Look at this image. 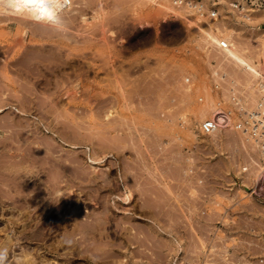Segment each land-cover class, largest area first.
<instances>
[{"label": "rangeland", "instance_id": "rangeland-1", "mask_svg": "<svg viewBox=\"0 0 264 264\" xmlns=\"http://www.w3.org/2000/svg\"><path fill=\"white\" fill-rule=\"evenodd\" d=\"M71 1L74 4L71 2L73 6L71 5L72 8H69V14L71 16L73 9H75L74 11L78 10L77 14L73 15V18L71 16L72 19H70V16L66 11L69 12L67 6H71L67 5V10L63 12V14L67 15L64 16L62 14V17L64 24L67 23L69 28H73H70L72 31L70 30V32H68L69 29L66 26L67 33L64 29L65 25L62 27L65 30V32H63L64 30L61 28L56 30L53 27L51 28V26H48L49 28L46 26V29L44 25L40 24L42 29L44 26V28L48 30L45 32L44 29L42 30L45 34H48L49 31H51L50 29L61 31L58 32V36L56 35L57 32L53 31L55 32L53 35L51 34L53 37H50V34L47 35L48 37L43 36V33L41 34L42 31H40V25L38 24L39 31L36 26L37 29L35 30L34 23L32 27V22H27L29 20L21 19L22 22L26 21L23 25L21 21H17V19L14 18L15 16H9L7 13V18L9 17L12 20H9V18L4 19V17H6L5 12L2 14L4 6H0V8H3H1L2 11H0V14L4 15V17L0 15L3 17V19L0 18V82H2L0 83V88L2 86L0 90L3 89L5 91H0V122L2 121L0 126L4 127V129H1L3 127H0V137L5 138H0V162H2L0 163V180L2 181H0V264H264V202L263 199L257 197L255 193L256 189L252 187L254 185L253 180L256 177L255 173L258 171L256 169H258L257 162L259 157L256 147L250 140H245L247 137L245 138L239 130L233 128V123H231V121H234V117L232 115L231 118L228 119V121L231 120L230 123L227 121V123H229L228 126L222 128V130L219 129L217 132H212L213 134L211 133L209 135H204L199 130L200 121L207 117H211V114H213V110L216 107L222 110L230 108L229 105L226 104L227 102L224 101L220 106L217 105L216 97L218 94L213 90H211L213 91L212 93L210 92L209 84L212 80L210 72L212 70L220 69L225 71L228 78L233 79L236 84H243L242 86H239L240 90L249 94L251 97H253L251 91L255 88L253 86L254 79H252V77H250V75H248L243 69H240L233 62L224 58L222 51L217 50L212 45L208 46L207 41L204 40L203 37L198 36L196 31L190 30L182 25V23L172 15H169L168 17L164 16L162 9H159L162 11L159 13L158 7L152 4L149 5L148 2H142V0H93V3H91V0L89 2L90 4L88 3L90 6L87 4L86 6L85 3L86 1L88 2V0H82L85 1L82 4L79 3L81 0ZM251 2L255 8L250 10H253L254 12L245 11V13L242 14L243 17L249 16L251 20H247L246 23L239 22L235 24V19L225 20L222 18L217 20L218 24L216 25L221 26L223 20L228 23H233L237 32L229 37V40L232 43L243 47L247 50L246 52L249 55L263 63L261 59L264 55L261 53V46L262 39L264 38V0H251ZM81 5L85 7V10ZM167 5L169 6V3H167ZM66 7H64V9H66ZM79 7L80 10L77 9ZM153 10H156L157 12H153ZM80 11L83 12L81 13ZM143 16L145 21L142 24L138 19L140 17L143 18ZM64 17L69 18L66 19L70 22H66ZM145 22H147V24ZM25 24L30 28L28 29ZM31 28L34 31L31 30ZM22 30L23 32L21 33ZM31 31H33V33L35 31L38 32L33 34ZM76 31L79 32L76 33ZM69 34L72 36H69ZM200 38L203 39L200 41ZM69 39L70 41H68ZM86 39L88 40L87 42ZM195 42L197 45H202L197 46ZM48 43H54V45L58 46L60 44V47L62 46L61 48H64L65 50H60L61 48H57L58 46H54L56 49L52 48L53 45H49ZM30 45L35 46L30 47ZM27 46L28 48H25ZM46 47L49 48L47 49L49 51L48 54L45 53L47 52V50H45ZM69 50L71 52H66ZM53 51L54 53L52 54ZM61 51L62 55L60 54ZM8 53H10V55ZM49 53L53 57L56 54L60 56L57 55L54 58L59 59L58 61L61 60V68H59V64L58 66L56 65L58 62L56 59L53 61V57L51 58L53 59L52 61L56 62L53 63V65L51 64V66H49L50 64H48L52 63L51 59H47V61L45 60V62H43L44 58L47 57ZM67 53L70 54L67 55ZM103 55L104 58H102ZM92 57H94V59ZM24 58H27L29 61ZM38 60H40V63ZM89 60H93V62ZM62 61L66 64L68 62L69 65H66L65 63L63 64ZM9 62H13L14 64L12 63L13 65H11ZM33 63H35V65ZM43 63H45V65L47 64V67ZM24 64L27 68L24 67ZM34 66H38L39 68L37 67L35 69ZM38 69L43 70V72L39 73ZM2 70L3 72H1ZM17 70L19 71L20 76L17 74ZM28 70L31 72L29 73ZM115 70L116 72H114ZM32 71L33 73L35 72V76L39 73L38 79L39 81L41 79L40 83L37 80L38 76L35 77ZM110 71L113 75L119 73L116 78H118L120 82L116 79L117 83L115 84V76L113 77ZM23 72L28 73L25 74ZM44 72L47 74L46 78H50L51 80L50 86H47L49 92H54H50L51 95L47 93L48 90L45 92V89L47 88H43L45 87L43 84V80L45 79L43 78L45 77ZM1 74L4 75V78ZM16 74L18 75V78ZM28 74H30L29 77ZM40 74L43 75L42 78L40 77ZM23 75H27V77L24 79ZM32 75L34 78L31 77ZM53 76L54 78H52ZM75 76L77 78H75ZM20 78L22 81L24 79V81L22 82ZM29 78L31 80H29ZM64 79L71 85H68ZM68 79L70 80L68 81ZM34 80H37L38 82H33ZM54 82L58 85L63 83L65 86L61 84V86L59 85L60 88L56 87ZM21 83H25L24 86H29H21V88H24L21 90L20 87L18 88ZM51 84H54L55 86ZM113 85L114 88L112 87ZM32 86L35 88L32 89ZM36 87H38L41 92ZM25 88L27 92L28 89H30L29 93L31 92L32 95L26 91L24 92ZM69 88L71 89L70 93L73 92V95L66 94V92L69 91ZM120 88L122 90H120ZM73 89L75 90V93ZM11 92L18 93L19 96L21 95L20 98L15 99L16 95L14 94V98L11 97ZM22 92L24 95L20 94ZM5 93H8L10 96ZM36 93L40 95L34 96ZM101 93H103V95ZM227 93L228 91L223 90L219 94V97L224 100ZM53 94L57 96V98ZM61 94L64 96L66 95V97H62ZM253 94L256 95V93ZM67 95H70V97ZM124 95L126 98L127 96L129 97L126 99ZM3 97L8 99H2ZM42 97L44 99H42ZM24 98L25 100H23ZM19 99H22V101L20 100L22 102H20V108L17 107ZM26 99L29 101L28 103H25L27 102ZM51 99L55 100L51 103ZM39 102H41V105H39ZM56 103L59 107L56 106ZM52 104L53 106H51ZM16 108H18L20 112L25 111L23 113L26 114L27 117L25 118L21 115L18 116L19 112ZM53 108L56 110L54 111ZM47 109H51L50 111H54V113H49ZM108 112L110 114H108ZM62 113L63 115L60 116ZM41 115L45 117L42 118ZM217 116L222 117L221 114H218ZM18 117H20V119L23 117L21 122H19L20 119ZM55 117H57L59 121L58 119L55 120ZM15 119L16 121H14ZM23 119L25 121H23ZM53 119L55 120V126L52 125L54 123ZM60 119L64 121L60 122ZM105 119L108 121L112 120V123L109 122L110 124H107L108 122ZM8 120L9 122L7 123L9 124L7 125L6 123V126H4V122ZM10 120H12L11 122H13V124L17 125H11ZM22 121L23 126L25 125V127L23 128L22 126L21 129V126H19L20 124L18 123H22ZM104 121H106V124H104ZM24 122L28 125L24 124ZM32 122L35 123L33 124ZM126 122L128 125H126ZM63 123L65 125L69 124L64 126ZM80 123L84 126H79L81 125ZM121 123L124 124L121 125ZM70 125L71 128H77H73V130L77 131V134H75L76 131L74 132L73 130L70 131L68 129L67 126L70 128ZM13 126L14 128L17 126L15 132H18V127L21 131L26 129L25 132H23L25 135H22L21 132L22 137L26 135V137H28L29 135V137H33L34 139L38 134L37 139H34L35 141H44L43 144H45V141L47 140H49L48 142H53V144H46L48 147L50 144L51 146L53 145V150L60 149L58 152L52 150L50 156H57L56 154H59L60 152L59 155L62 154L63 156L66 153L67 159L65 158V163L68 161L69 156H74V152L72 151L74 150L76 152L75 156L79 157L80 155V158L78 159L83 165L82 168L85 169L84 166H86L88 171H91L92 169V172L90 173L89 171L85 174L87 175V178L84 177L83 179V176L85 175H83L82 172L85 173V170L82 172L80 171L81 174L79 173V170L81 169L80 167L78 168L74 166L72 169L69 168L71 170L68 169L65 173L67 176L63 177L62 182L59 183L62 184L60 185V192L58 193L57 191H54L52 194H42L40 195V198L42 197L41 201L40 198L34 196L38 191V188L36 187V183L38 182H30L31 179L28 180V177L24 182H4L5 179H8L6 178L7 174H12V172L20 173L27 170L26 168L23 169L21 166L14 165L19 167L17 170V168L12 166L14 163L16 164V159L14 158L20 156L18 155V153L22 151L20 148L23 149L25 147L22 145V142L24 141L22 139L25 137L21 138L18 134L20 132H14V134L19 136L16 137L15 135L13 137L20 140L18 142L16 140V142L24 147L19 144L17 146L16 142V144H13L12 141H9L10 137L12 139V135H14ZM5 127H7L6 129L9 131L8 134ZM32 127H34V130L37 128L35 131H38V128H41V130L39 129L38 133L33 131ZM46 127L53 128L54 130L55 127H57V131H55L57 134L59 133V136L53 137L51 133L44 132L42 129H46ZM65 127L67 128V132L70 131L69 133H66L64 130ZM87 128H91L89 129L91 132H89ZM95 129L97 130L96 132L94 131ZM32 131L35 132V137L32 134ZM92 132L95 133L93 134ZM113 132H115V134ZM79 133H81V136ZM90 133L95 135L93 136L94 138L90 136ZM99 133L101 134L100 136ZM6 134L8 136L11 135L9 139ZM41 134L42 136H45L46 134V136L41 138L39 137ZM74 134L78 136L76 138L75 136H71ZM86 134L87 136H85ZM48 135L50 136V139L54 140L52 141L48 139L49 137L46 138ZM83 135L84 137L82 138ZM138 136L139 138H137ZM140 138L142 140H139ZM3 139L5 142L9 141V143L13 144L6 142L10 145L11 149L4 141H2ZM99 139L101 141L104 139L103 141L105 142H101ZM111 140L114 145L110 143ZM169 140L170 142H168ZM64 141H67L68 144ZM54 142L58 145L60 144L61 147L58 148L56 145L55 148ZM106 142L109 144H106ZM36 143L37 142L33 141L32 145H34V148H32V151L33 149L37 150V148L35 149V146L37 145ZM147 143H150V145ZM105 144L108 145L109 148ZM110 144L115 148H119L115 149ZM101 145L105 146L102 147ZM153 145L154 147H152ZM158 145L160 146L158 147ZM91 147L94 149L93 152H91ZM168 147L170 150H168ZM16 148L17 150H15ZM2 149L5 150V153ZM86 149H89V151ZM1 150L3 151L2 153ZM6 151L8 153L10 152L12 155H10V153L8 154ZM162 151H164V153ZM91 153L93 155L96 154V156H93ZM113 153L116 154V156ZM6 154H8L12 160L10 157L7 158ZM87 154H90L93 158L97 159L103 157L105 161L100 160L97 163H90L86 161ZM139 154H141V156ZM12 156L14 157L12 158ZM40 158L41 157H39V159ZM2 159L4 161H2ZM5 159H10L9 161L11 164L8 160L7 162L13 167L12 169L9 168L10 165L7 166L12 170L10 171L9 169H6L5 172L10 171L9 173H5L4 170H1V165L5 166L8 164ZM143 159L145 162H148L145 163ZM106 160L108 161L106 162ZM120 160L124 163H120ZM12 161L14 162L13 164ZM110 164L112 165L110 166ZM43 166L48 168V165L46 166V164ZM76 168L77 170H75ZM110 168L113 171L115 170V172ZM49 169L51 168L49 167L44 170L45 172L48 171L49 174H47L48 172H46V174L43 173V176L46 179L53 175V170L51 169L52 172H50L51 170ZM101 171L104 173H101L103 176L100 174ZM73 172L75 174H73ZM70 173L72 174L69 175ZM76 174L79 176L75 178V176H77ZM256 174H258V172ZM91 176H96L95 180L92 182L87 181ZM66 177H68L69 180ZM81 178L84 181L81 180ZM104 178L106 179V182L109 181V183L105 184L103 182L104 180H102ZM64 179H66L67 185L65 184ZM68 181L73 184H70ZM97 181H101V184ZM164 182L165 184L169 182V186L171 185L170 187L173 188L170 190L168 184L166 185V188ZM139 183H144L143 186L145 187L144 188L140 185V191H138ZM109 184L111 186H109ZM134 184L137 185V189H135L136 185ZM18 185L20 187L22 185L20 190ZM33 186L36 187V189H34L36 192H34ZM142 190L147 193L148 197L143 194ZM248 192L249 194H247ZM101 195H105L103 196L104 198ZM152 195L156 197L158 196L159 198L155 197L154 199L153 197L151 199ZM32 196L34 199H31L33 198ZM10 197L12 198L10 199ZM122 197L125 198L123 199ZM148 198H150V200ZM25 199L28 202L25 201ZM141 203H143L146 208ZM140 204L142 206H140ZM104 206L106 207L105 209ZM139 206L141 208H139ZM72 212L74 215L76 214V216H74ZM106 212L108 214H106ZM89 213L91 215L92 213L95 214L89 216ZM94 216H96V218ZM97 217L100 218L98 219ZM93 218L94 220H92ZM86 221L89 223L84 224ZM99 223L101 226L98 225ZM103 223H105V225ZM83 224L85 226H91L85 228ZM101 227L106 229H102L101 231ZM71 231L74 233H71ZM81 232H84V235H82ZM89 232L91 235H89ZM100 232L104 233L101 234ZM87 233L88 235H85ZM131 233L134 234L132 235ZM92 234L94 236L90 237ZM99 235L108 236L99 237V240L95 241L94 239H98ZM87 236H89V240H87ZM127 237L129 238L127 239ZM81 238L82 240H80ZM105 238H107V241H109L110 244L107 243ZM100 239L103 244L100 242ZM86 240L89 242L86 243ZM104 240L106 241L105 243ZM111 241L113 245L111 244ZM90 247L91 250H88ZM103 250L105 252H103ZM107 252H111V254L109 255L108 253V255H106ZM96 255L99 258H97Z\"/></svg>", "mask_w": 264, "mask_h": 264}, {"label": "bare ground", "instance_id": "bare-ground-1", "mask_svg": "<svg viewBox=\"0 0 264 264\" xmlns=\"http://www.w3.org/2000/svg\"><path fill=\"white\" fill-rule=\"evenodd\" d=\"M91 0H88V2L86 1V3H85V5L87 4V5H89ZM95 1V0H94ZM101 1V0H100ZM143 1H145V2H148V4L150 5V4H152V5H155V6H157L158 7V10L159 9H162V11H163V13H164V16H166V17H168L169 15H171V14H173V12H174V10H176L175 8H174V6H173V8H172V5H170L169 4V6L167 5V3L165 2V0H142V2ZM71 0H68V5H72L73 6V4H71ZM85 1H82L81 0V2H79V3H84ZM98 2V1H97ZM139 2H141V1H139ZM79 3H78V5H79ZM89 3V4H88ZM91 3H93V0L91 1ZM95 3V2H94ZM166 3V4H165ZM144 4H146V3H144ZM86 5V6H87ZM103 5V4H102ZM101 5V6H102ZM142 5V4H141ZM0 6H4V11H2L1 10V8H0V11H2V14H4V12H5V16L6 17H4V15H2V14H0L1 16H3L4 17V19L5 18H7V14H9V16L10 15H13V16H15L14 18L15 19H17V21H21L22 22V20L21 19H25V20H29V21H27V22H29L30 23V21L32 22V27H33V23H34V27L36 26V27H38L40 24H42V25H44L45 26V28L47 29V27L48 26H51V28L53 27V28H55L56 30L57 29H63L62 27L64 26V29L66 30L67 28H65L66 26L68 27V29H69V31L68 32H70V30L71 29H73L72 27H70L69 28V26L67 25V23L66 22H68L69 20H67V19H69V18H67V17H64V19H66V24H64V22H63V17H62V14H63V12L65 11V10H67V7H68V10H69V12L68 11H66V13H68V15L70 16V9L72 8V6L71 7H69V6H67V5H64V0H44V2H43V4H39V3H37V4H25L24 3V0H0ZM67 6V7H66ZM82 6V8L84 9L85 7H83V5H81ZM80 6V7H81ZM90 6V5H89ZM64 7H66V9H64ZM78 7V6H77ZM80 7L79 8H77V9H79L80 10ZM100 7V6H99ZM169 7V8H168ZM171 7V8H170ZM70 8V9H69ZM76 8V7H75ZM97 8V7H96ZM3 9V8H2ZM43 9V10H42ZM87 9V8H86ZM94 9V8H93ZM103 9V8H102ZM75 9H73V13L71 12V16H72V18H73V15H75V14H77V11L78 10H76V11H74ZM82 10V9H81ZM85 10V9H84ZM72 11V10H71ZM156 11V10H155ZM154 10H153V12H155ZM161 10H159L158 12L160 13V12H162ZM245 11H247V10H245ZM81 12V11H80ZM79 12V13H80ZM83 12V11H82ZM81 12V13H82ZM97 12H98V10H97ZM157 12V11H156ZM7 13V14H6ZM95 14V13H94ZM49 15L51 16V18H49ZM64 16L65 15H67V14H63ZM148 15V14H147ZM0 16V18H2L3 19V17H1ZM68 16V17H69ZM71 16H70V19H72L71 18ZM153 17V16H152ZM154 17H155V15H154ZM9 18V17H8ZM7 18V19H8ZM13 18V17H12ZM75 18V17H74ZM78 18V17H77ZM11 18H9V20H10ZM145 18H144V16H143V18L142 17H140L138 20H139V22L140 23H144V20ZM12 20V19H11ZM237 20V19H236ZM3 21V20H2ZM16 21V20H15ZM65 21V20H64ZM75 21V20H74ZM0 22H1V19H0ZM70 22V21H69ZM71 22H72V20H71ZM147 22H149V21H147ZM147 22H145L146 24H147ZM223 23H221L222 25L221 26H219V25H215L217 28H218V31L219 32H212V31H207V30H204V28H201L200 27V32H202V33H198V36H201V37H203L204 38V40H206L207 41V43H208V46L209 45H212V46H214V44L215 43H219L220 41H221V39H220V37L221 38H223V39H227V40H229V37H231V36H233V34H236V32H237V29L235 28V25L233 24V23H228L227 21H225V20H223L222 21ZM23 23H26V21L25 22H22V24ZM28 23V24H29ZM237 23H239V21L237 20V21H235V24H237ZM36 24V25H35ZM39 24V25H38ZM69 24H72V23H69ZM149 24V23H148ZM24 25V24H23ZM25 26H27L28 27V29L30 28L28 25H26L25 24ZM44 26H43V29H44V32L45 31H48V30H46L45 28H44ZM47 26V27H46ZM34 28L35 30L37 29V28ZM42 26L40 25V28H41ZM49 28V27H48ZM42 28H41V30L40 31H42L43 30ZM63 29V30H64ZM31 30H33L32 28H31ZM51 31H49V33L48 34H45L43 31L41 32V34L43 35V36H46V37H48L47 35H49L50 37H53V36H51V34L53 35L55 32H53V31H56V30H52V29H50ZM62 30V31H63ZM65 30L63 31V32H65ZM76 30V29H75ZM75 30H73V31H75ZM79 30V29H78ZM34 31V30H33ZM33 31H31V33H33ZM38 31H39V27H38ZM37 31V32H38ZM72 31V30H71ZM104 31V30H103ZM23 32V30L21 31V33ZM36 31L33 33V34H36L37 33ZM50 32H52V33H50ZM57 33H56V35L58 36V32H61V31H56ZM66 32H67V30H66ZM67 32V33H68ZM77 32H79V31H76V33ZM72 33V32H71ZM45 34V35H44ZM60 34V33H59ZM78 34H82V33H78ZM41 35V36H42ZM63 35H65V34H63ZM71 34H69V36H70ZM31 36V35H30ZM62 36V35H61ZM72 36V35H71ZM79 36V35H78ZM45 37V38H46ZM49 37V38H50ZM63 37V36H62ZM48 38V39H49ZM68 38V37H67ZM66 38V39H67ZM75 38H77V37H75ZM196 38V37H195ZM202 38V39H203ZM72 39V38H71ZM80 39V38H79ZM88 39V38H87ZM86 39V42L88 41ZM201 38H200V41L202 40ZM57 40H58V38H57ZM78 40V39H77ZM195 40H197V39H195ZM203 40V41H204ZM68 41H70V39L68 40ZM74 41V40H73ZM230 41V40H229ZM80 42V41H79ZM196 42H198V41H196ZM195 42V44L197 45V43ZM231 42V41H230ZM16 43V42H15ZM44 43V42H43ZM69 43V42H68ZM200 43H202V42H200ZM40 44V43H39ZM45 44V43H44ZM49 44V43H48ZM51 45H53L52 46V48H55L54 46H58V45H54V43H50ZM49 44V45H50ZM59 44V43H58ZM14 45V44H13ZM41 45V44H40ZM68 45V44H67ZM198 45H200V44H198ZM197 45V46H198ZM202 45V44H201ZM200 45V46H201ZM9 46V45H8ZM12 46V45H11ZM18 46V45H17ZM26 46V45H25ZM32 46H35V45H30V47H32ZM42 46V45H41ZM208 46H205V47H208ZM2 47V46H1ZM10 47V46H9ZM8 47V48H9ZM13 47V46H12ZM43 47H44V45H43ZM51 47V46H50ZM62 47V46H61ZM60 47V44H59V46L57 47V48H61ZM65 47V46H64ZM203 47V46H202ZM262 55H264V38L262 39ZM6 48V47H5ZM25 48H28V46L27 47H25ZM36 48H37V45H36ZM35 48V49H36ZM199 48V47H198ZM7 49V48H6ZM5 49V50H6ZM34 49V50H35ZM47 49H49V48H45V50H47ZM56 49V48H55ZM64 49V48H63ZM62 48L60 49V50H63ZM68 49V48H67ZM2 50V49H1ZM10 50H12V49H10ZM42 50V49H41ZM44 50V51H45ZM51 50V49H50ZM65 50V49H64ZM39 51V50H38ZM57 51H58V49H57ZM247 50H245L243 47H241V46H239V45H236V44H234V43H232L231 42V46L230 47H228V48H225L222 52H223V56H224V58H227L228 60H230L231 62H233L235 65H237L240 69H243L248 75H250V77H252V79H258V78H262V79H264V57H262V62L263 63H261V61H259V60H256L255 58H253L251 55H249L247 52H246ZM9 52V51H8ZM26 52H27V50H26ZM35 52V51H34ZM33 52V53H34ZM41 52V51H40ZM48 50H47V52H45V53H47L48 54ZM66 52H71L70 50L69 51H66ZM83 52V51H82ZM203 52V51H202ZM1 53H3V52H1ZM11 53V52H10ZM10 53H8L9 55H10ZM23 53V52H22ZM21 53V54H22ZM51 53V52H50ZM49 53V55L47 56V57H50L51 56V54ZM54 53V51L52 52V54ZM55 53H57V52H55ZM7 54V55H8ZM32 54V53H31ZM44 54V53H43ZM42 54V55H43ZM61 55H62V51H61V53H60ZM63 54H64V51H63ZM70 53H67V55H69ZM72 54V53H71ZM78 54V53H77ZM6 55V54H5ZM24 55H25V53H24ZM27 55V54H26ZM29 55V54H28ZM41 55V56H42ZM58 54H56L54 57H56ZM79 55H81V54H79ZM37 56V55H36ZM45 56V55H44ZM59 56V55H58ZM66 56V55H65ZM77 56V55H76ZM82 56V55H81ZM80 56V57H81ZM93 56H95V55H93ZM102 56V55H101ZM7 57V56H6ZM47 57H45L44 58V61H43V59H42V61L43 62H45V60L47 61V59H51L53 56H51L50 58H47ZM53 57V58H54ZM60 57V56H59ZM5 58V57H4ZM19 58V57H18ZM63 58V57H62ZM91 58V57H90ZM93 59H94V57H92ZM96 58V57H95ZM102 58H104V55H103V57ZM25 60H27V58H24ZM23 59V60H24ZM55 59L58 61L59 59H57V58H54V60L53 59H51V61L53 60V61H55ZM65 59V58H64ZM67 59V58H66ZM86 59H88V58H86ZM107 59V58H106ZM19 60V59H18ZM31 60V59H30ZM48 60V61H49ZM63 60V59H62ZM97 60V59H96ZM105 60V59H104ZM11 61V60H10ZM27 61H29V60H27ZM32 61V60H31ZM39 61V63H40V60H38ZM41 61V62H42ZM50 61V62H51ZM52 61V63H48V64H50L49 66H51V64L53 65V63H56V62H53ZM89 61H92L93 62V60H89ZM107 61V60H106ZM106 61H104V62H106ZM16 62H17V60H16ZM16 62H15V64H16ZM23 62H25V61H23ZM22 62V63H23ZM59 62V63H58ZM57 62V66H58V64H59V68H61L62 67V65H60V62H61V60L60 61H58ZM9 63H11V62H9ZM9 63H7V64H9ZM13 63V62H12ZM11 63V65H13ZM19 63V62H18ZM27 63V62H26ZM62 63L64 64L65 62L64 61H62ZM88 63V62H87ZM87 63H86V65H87ZM102 63V62H101ZM2 64V63H1ZM34 65H35V63H33ZM44 65H45V63H43ZM66 64V63H65ZM67 64H68V62H67ZM66 64V65H67ZM72 64V63H71ZM89 64V63H88ZM4 65H5V63H4ZM10 65V64H9ZM17 65V64H16ZM41 65H42V63H41ZM69 65V64H68ZM101 65V64H100ZM103 65H104V63H103ZM8 66V65H7ZM46 67H47V64L45 65ZM48 66V67H49ZM65 66V65H64ZM63 66V67H64ZM107 66V65H106ZM9 67H11V66H9ZM20 67V66H19ZM24 67H26L25 66V64H24ZM23 67V68H24ZM35 67V66H34ZM33 67V68H34ZM38 66H36L35 67V69L37 68ZM42 67V66H41ZM111 67H114V66H111ZM8 68V67H7ZM22 68V69H23ZM27 68V67H26ZM39 68V67H38ZM50 68V67H49ZM100 68V67H99ZM105 68V67H104ZM107 68V67H106ZM11 69V68H10ZM18 69V68H17ZM64 69V68H63ZM116 69V68H115ZM30 70V69H29ZM28 70V71H29ZM31 70H32V68H31ZM39 70V69H38ZM70 70V69H69ZM109 70V69H108ZM34 71V70H33ZM33 71H32V73H33ZM45 71V70H44ZM50 71V70H49ZM51 71H52V69H51ZM50 71V72H51ZM65 71V70H64ZM67 71V70H66ZM87 71V70H86ZM112 71H113V69H112ZM1 72H3V70L1 71ZM18 72V73H17ZM17 74L19 75V71L17 70ZM31 71H29V73H30ZM41 72H43V70H39V73H41ZM49 72V73H50ZM77 72V71H76ZM89 72V71H88ZM106 72H108V71H106ZM111 72V71H110ZM114 72H116V70L114 71ZM10 73V72H9ZM14 73V72H13ZM13 73H11V74H13ZM23 73H25V72H23ZM22 73V74H23ZM26 73H28V72H26ZM25 73V74H26ZM31 73V74H32ZM35 73V72H34ZM33 73V75L35 76V74ZM37 73V72H36ZM39 73H38V75H36V76H38L37 77V80L39 81ZM44 73H45V75H44ZM43 73V75L45 76V77H43V78H45L43 81H44V86L45 87H43V88H47V86L49 85L50 86V83H51V80H50V78H46V76H47V74H46V72H44ZM63 73V72H62ZM73 73V72H72ZM72 73H71V75H72ZM86 73V72H85ZM112 73V72H111ZM110 73V74H111ZM123 73V72H122ZM2 74H4V73H2ZM1 74V75H2ZM16 74V75H17ZM53 74V73H52ZM56 74V73H55ZM75 74V73H74ZM89 74V73H88ZM115 74H117V73H115ZM119 74V73H118ZM118 74L117 75H113V73H112V75H113V77L115 76V78H114V81H115V84L117 83L116 82V79L118 80V82H120L119 81V79L118 78H116L117 76H118ZM10 75V74H9ZM18 75H17V78H18ZM33 75L31 76L32 78H34L33 77ZM43 75H41L40 74V77L42 78V76ZM70 75V74H69ZM4 75H2V77H3ZM20 76V75H19ZM24 76V75H23ZM22 76V77H23ZM30 76V74H28V77ZM35 76V77H36ZM59 76V75H58ZM83 76V75H82ZM108 76H109V74H108ZM120 76V75H119ZM124 76V75H123ZM27 77V75L26 76H24V79ZM30 77V78H31ZM51 77V76H50ZM67 77H69V76H67ZM73 77H74V75H73ZM110 77V76H109ZM4 78V77H3ZM5 78H6V76H5ZM11 78H12V76H11ZM29 78V80H31ZM52 78H54V76L52 77ZM56 78V77H55ZM65 78V77H64ZM70 78H71V76H70ZM75 78H77L76 76H75ZM8 79V78H7ZM21 79V78H20ZM24 79H23V81H24ZM57 79V78H56ZM65 79H67V78H65ZM64 79V80H65ZM83 79H85V78H83ZM106 79V78H105ZM109 79V78H108ZM112 79V78H111ZM122 79V78H121ZM15 80V79H14ZM37 80H34L33 82H38ZM63 80V79H62ZM70 79H68V81H69ZM21 81H22V79H21ZM21 81H19V82H21ZM22 81V82H23ZM40 81H41V79H40ZM40 81H39V83H40ZM59 81V80H58ZM66 81V80H65ZM74 81V80H73ZM81 81V80H80ZM88 81V80H87ZM26 82H28V81H26ZM32 82V83H33ZM61 82V81H60ZM0 83H2V82H0ZM14 83H15V81H14ZM17 83V82H16ZM31 83V82H30ZM29 83V84H30ZM66 83H67V81H66ZM113 83V82H112ZM21 84H23V83H21ZM19 85L18 86V88L20 87V89L21 90H23L24 88H21V86L23 87L24 86V84L23 85ZM54 84H56L55 82H54ZM54 84H51V85H54ZM62 85H64L63 83H61ZM61 84H59L60 86H61ZM68 84V83H67ZM102 84H104V83H102ZM119 84V83H118ZM123 84V83H122ZM122 84H120V85H122ZM1 85V84H0ZM5 85V84H4ZM17 85V84H16ZM15 85V86H16ZM58 84H56V87H59L60 88V86H59ZM68 85H71V84H68ZM76 85V84H75ZM87 85V84H86ZM26 87L27 86H29V85H25ZM24 86V87H25ZM55 86V85H54ZM65 86V85H64ZM64 86H63V88H64ZM5 87V86H4ZM40 87H41V85H40ZM78 87V86H77ZM113 88H114V85L112 86ZM1 88H2V86H1ZM0 88V89H1ZM29 88H31V87H29ZM35 88V87H34ZM33 88V86H32V89H34ZM37 89H38V87H36ZM50 88H52V87H50ZM88 88V87H87ZM86 88V89H87ZM116 88V87H115ZM256 88V87H255ZM10 89V88H9ZM9 89H7V90H9ZM68 89V88H67ZM66 89V90H67ZM124 89V88H123ZM3 90V89H2ZM2 90H0V91H2ZM29 90L30 89H28V92H27V90H26V88H25V90H24V92L26 91L27 93H29ZM39 90V89H38ZM44 90V89H43ZM48 90V92L47 93H49L50 94V92H53V91H50L49 92V89L47 88V89H45V92ZM79 90V89H78ZM83 90V89H82ZM120 90H122L121 88H120ZM125 90V89H124ZM252 90V89H251ZM254 90V89H253ZM253 90L251 91V94H253L254 92H253ZM4 91V90H3ZM16 91V90H15ZM35 91V90H34ZM40 91V90H39ZM55 91V90H54ZM65 91V90H64ZM70 91H71V89L69 88V91L68 92H66V94H72L73 95V92L72 93H70ZM73 91H74V93H75V90L73 89ZM119 91V90H118ZM5 92V91H4ZM21 92V91H20ZM36 92V91H35ZM41 92V91H40ZM97 92V91H96ZM12 93V92H11ZM31 93V92H30ZM29 93V94H30ZM54 93V92H53ZM63 93V92H62ZM5 94H7V95H9L8 93H5ZM16 95L15 96V99L17 98H20V96H19V94L18 93H16V92H14V93H12V95H11V97H13L14 95ZM20 94H22V95H24L23 94V92L22 93H20ZM43 94V93H42ZM48 94V95H49ZM94 94H95V92H94ZM102 95H103V93H101ZM1 95V94H0ZM17 95H18V97H17ZM30 95H32V93L30 94ZM37 96V95H40V94H38V93H36V94H34V96ZM51 95V94H50ZM54 95V94H53ZM62 95V94H61ZM105 95H107V94H105ZM121 95H123V94H121ZM125 95H126V93H125ZM125 95H124V97H125ZM4 96V95H3ZM10 96V95H9ZM55 96V95H54ZM58 96H60V95H58ZM64 95H62V97H63ZM67 96H69L70 97V95H67ZM76 96V95H75ZM92 96V95H91ZM252 96H254V94L252 95ZM22 97H25V96H22ZM45 97V96H44ZM46 97H47V95H46ZM56 98H57V96H55ZM64 97H66V95L64 96ZM83 97V96H82ZM87 97V96H86ZM86 97H84V98H86ZM129 96H127V98H128ZM4 98H6V97H3L2 99H4ZM14 98V97H13ZM28 98V97H27ZM41 98V97H40ZM51 98V97H50ZM49 98V99H50ZM55 98V99H56ZM91 98V97H90ZM92 98H95V97H92ZM105 98V97H104ZM126 98V97H125ZM126 98V99H127ZM6 99H8V98H6ZM35 99V98H34ZM42 99H44L43 97H42ZM55 99H53V100H55ZM80 99V98H79ZM110 99V98H109ZM124 99V98H123ZM9 100H10V98H9ZM8 100V101H9ZM22 101V99H19V104H18V106L17 107H19V105L22 103L21 101ZM23 100H25V98L23 99ZM29 100V99H28ZM36 100H37V98H36ZM52 99H51V103H52V101H53ZM56 100H58V99H56ZM70 100V99H69ZM254 100H255V96H254ZM12 101V100H11ZM26 101H27V99H26ZM88 101V100H87ZM94 101V100H93ZM93 101H92V103H93ZM100 101V100H99ZM110 101V100H109ZM21 102V103H20ZM29 101H27V102H25V103H28ZM42 102V101H41ZM41 102H39V105H41L40 103ZM48 102V101H47ZM129 102V101H128ZM13 103V102H12ZM11 103V104H12ZM62 103V102H61ZM106 103H107V101H106ZM105 103V104H106ZM44 104V103H43ZM42 104V105H43ZM54 104V103H53ZM53 104L51 105V106H53ZM104 104V103H103ZM50 105V104H49ZM64 105V104H63ZM98 105V104H97ZM96 105V106H97ZM124 105V104H123ZM21 106H23V105H21ZM27 106H28V104H27ZM56 106H58L59 107V105H57V103H56ZM55 107V106H54ZM61 107V106H60ZM103 107V106H102ZM1 108V107H0ZM20 108V107H19ZM23 108V107H22ZM55 108H57V107H55ZM52 109V108H51ZM50 109V110H51ZM54 109V108H53ZM69 109V108H68ZM72 109V108H71ZM16 110L19 112V115L18 116H23V117H27V115L26 114H24L23 112H25V111H23V112H20L19 111V109L18 108H16ZM24 110V109H23ZM42 110V109H41ZM44 110V109H43ZM48 110V109H47ZM47 110H46V112H47ZM50 110H48L49 111V113L51 112ZM56 109H54V111H55ZM100 110V109H99ZM104 110V109H103ZM0 111H1V109H0ZM27 111V110H26ZM35 111V110H34ZM36 111H37V108H36ZM38 111H39V109H38ZM54 111H52L53 113H54ZM58 111H59V109H58ZM58 111H56V112H58ZM61 111V110H60ZM65 111V110H64ZM82 111V110H81ZM109 111H110V109H109ZM41 112V111H40ZM51 112V113H52ZM62 112V111H61ZM75 112V111H74ZM223 112V110L222 109H220V108H218V107H216L214 110H213V114H211V117H216L218 114H221ZM48 113V112H47ZM52 113V114H53ZM66 113H68V112H66ZM100 113V112H99ZM57 114V113H56ZM76 114V113H75ZM108 114H110L109 112H108ZM29 115V114H28ZM60 115V114H59ZM63 115V113L60 115V116H62ZM9 116V115H8ZM17 116V115H16ZM42 116V115H41ZM53 116H55V115H53ZM67 116H68V114H67ZM22 117V118H23ZM43 117H45V116H42V118ZM58 117V116H57ZM57 117H55L54 119L55 120H57L58 118ZM111 117V116H110ZM5 118V117H4ZM16 118V117H15ZM19 119H20V117H18ZM21 118V119H22ZM30 118V117H29ZM28 118V119H29ZM67 118V117H66ZM113 118V117H112ZM114 118H116V117H114ZM136 118V117H135ZM171 118V117H170ZM9 119V118H8ZM17 119V118H16ZM16 119L14 120V121H16ZM18 119V120H19ZM21 119H20V121L19 122H21ZM53 119V120H54ZM64 119H65V114H64ZM75 119V118H74ZM108 119V118H107ZM107 119H105L108 123L107 124H110V123H112V120L111 121H108ZM111 119V118H110ZM117 119V118H116ZM120 119V118H119ZM2 120H3V118H2ZM55 120L53 121L54 123L52 124V125H54L55 126ZM61 120V119H60ZM92 120V119H91ZM121 120V119H120ZM127 120H129V119H127ZM12 120H10V123H11V125L13 124V122H11ZM23 121H25L24 119H23ZM23 121H22V123H18V124H20L19 126H21L20 128L22 129V126H23ZM28 121V120H27ZM26 121V122H27ZM48 121V120H47ZM46 121V122H47ZM58 121H59V119H58ZM64 120H61L60 122H63ZM67 121V120H66ZM106 121H104L103 123L104 124H106ZM116 121V120H115ZM171 121H172V119H171ZM4 122V121H3ZM7 122H9V120L8 121H6V122H4V124H2V125H4V126H6V123ZM41 122V121H40ZM52 122V121H51ZM59 122V123H60ZM110 122V123H109ZM130 122V121H129ZM173 122H175V121H173ZM1 123H2V121L0 122V125H1ZM17 123V122H16ZM28 123V122H27ZM27 123H25L24 122V124H26V125H28ZM33 123V122H32ZM35 123V122H34ZM33 123V124H34ZM43 123H45V122H43ZM77 123V122H76ZM169 123V122H168ZM9 123H7V125H8ZM42 124V123H41ZM64 124V123H63ZM69 124V123H68ZM68 124H66V125H68ZM71 124V123H70ZM74 124H75V122H74ZM81 124V123H80ZM115 124V123H114ZM122 124H124V123H121V125ZM130 124V123H129ZM228 124L229 123H225V124H222V123H220V125H219V127L217 128V130H219V129H221L222 130V128H226L227 126H228ZM14 126L15 125H17V124H13ZM45 125H47V124H45ZM65 124H64V126H66ZM101 125H103V124H101ZM113 125V124H112ZM126 125H128L127 124V122H126ZM14 126H13V128H14ZM43 126V125H42ZM58 126V125H57ZM63 126V127H64ZM73 126H75V125H73ZM79 126H84V125H79ZM93 126V125H92ZM107 126V125H106ZM105 126V127H106ZM125 126V125H124ZM0 127H3V126H0ZM17 127V126H16ZM15 127V128H16ZM25 127V125L23 126V128ZM28 127V126H27ZM45 127V126H44ZM43 127V128H44ZM59 127V126H58ZM68 127V129L71 131V130H73V128H75V129H77L76 127H73V128H71V125H70V128H69V126H67ZM110 127V126H109ZM116 127V126H115ZM121 127V126H120ZM119 127V128H120ZM130 127V126H129ZM7 127H5V130H7L6 129ZM11 128V127H10ZM12 128V129H13ZM14 128V130H13V134H14V132H15V129ZM20 128L18 127L17 128V131L18 132H20V133H18V132H15V133H18L20 136H21V138H24V139H22V140H24L23 142H24V144H23V142H22V145H24V146H22L21 144H19V143H17L18 141H20V140H18L16 137H18L16 134H14V135H12V139H11V135L10 136H8L7 134H8V130H7V136H8V139H9V137H10V139H9V141L11 142H13V144H16L17 146H18V144L20 145V146H22V147H24L23 149L22 148H20L22 151H24V152H19L18 153V155H20V156H18L17 158H14V159H16V164L12 161V166L13 167H15V168H17V170H18V166H21L23 169L24 168H26L25 170V172L23 171V172H20L21 170V168L19 169L20 171V173H14V172H12V174H10L9 172L10 171H12V170H10L9 168H12L13 169V167L10 165L11 164V162L9 161L10 159H11V157L10 156H8V154L10 153H8L7 151V153L8 154H6V157L8 158V157H10V159L8 160L9 161V163L7 162V160H6V162L8 163V164H6L5 166L4 165H1V170H4V172L6 171V169H9L10 171H7L8 173H9V175L7 174L6 176V178H8V179H5V181L4 182H6V181H16V182H24L25 181V179H27V177H28V180L29 179H31V181L30 182H38V183H36L37 184V194L36 195H34V194H32V195H34L35 197H37V198H40V195H42V194H45V193H47V194H52L54 191H57L58 193L60 192L59 191V189L61 188V186L60 185H62V184H59V183H61L62 182V180H63V177H65V176H67L65 173L68 171V169L69 168H74V166H76V167H80L81 169L79 170V173H81L82 171H84L85 170V173L84 172H82L83 173V175H85V174H87L89 171H88V169L86 168V166H84L85 167V169L84 168H82L83 167V165H82V163L79 161V159L78 158H80V155H79V157H77V156H75L76 155V152L74 151V150H72L73 152H74V156H72V157H68V155H67V157H68V161H66V163L64 162V160H65V158H66V153H65V155H63L62 156V154L61 155H59V154H56L57 156H55V155H53V156H50L51 155V152H52V150L54 149V146L52 145L51 146V144H53V142H48L49 140H47V141H45V144L47 143V144H49V143H51L50 145H49V147L47 146V144L45 145V144H43V142L44 141H35L34 139H37V137H38V134H37V137H35V135L36 134H34L35 132H38L39 131V129L41 130V128H38V131H35V130H37V128L34 130V127H32L33 128V131H35V132H33L32 134L34 135V139H33V137H29V135H28V137H26V136H23L22 137V135H25V133H23V132H25V130L26 129H24V130H20ZM29 128H30V126H29ZM28 128V129H29ZM60 128V127H59ZM81 128V127H80ZM84 128H86V127H84ZM83 128V129H84ZM1 129H4V127L3 128H1ZM57 129V127H55V130ZM60 129H62V128H60ZM88 129V128H87ZM89 129H91V128H89ZM89 129H88V131H89ZM100 129V128H99ZM103 129V128H102ZM114 129H116V128H114ZM113 129V130H114ZM128 129H131V128H128ZM127 129V130H128ZM189 129V128H188ZM4 130V131H5ZM11 130V129H10ZM32 130V129H31ZM42 130H44V132H49V133H51V135L53 136V137H58L59 135V133L57 134V130L55 131L53 128H49V127H46V129H42ZM48 130V131H47ZM63 130V129H62ZM64 130L66 131L67 130V128L65 127L64 128ZM79 130V129H78ZM82 130V129H81ZM86 130V129H85ZM126 130V131H127ZM217 130H215L216 132H217ZM12 131V130H11ZM69 131V132H70ZM74 132L76 131V130H73ZM93 131V130H92ZM95 132L97 131L96 129L94 130ZM99 131V130H98ZM125 131V130H124ZM215 131H214V133H215ZM21 132H22V135H21ZM31 132V131H30ZM43 132V133H44ZM69 132H67L66 131V133H69ZM73 132V133H74ZM86 132V131H85ZM89 132H91V131H89ZM94 132V133H95ZM107 132H109V131H107ZM130 132V131H129ZM140 132V131H139ZM11 133V132H10ZM9 133V134H10ZM39 133V132H38ZM42 133V134H43ZM72 133V134H73ZM93 133V132H92ZM93 133V134H94ZM114 134H115V132H113ZM128 133V132H127ZM189 133V132H188ZM193 133V132H192ZM241 133V132H240ZM12 134V133H11ZM42 134H41V136L39 135V137H45L46 136V134H45V136L43 135L42 136ZM75 134H77V131H76V133ZM71 135V136H75V138L78 136H76V135ZM84 134V133H83ZM91 134V133H90ZM93 134H91L90 136L91 137H93V136H95V135H93ZM107 134V133H106ZM131 134V133H130ZM144 134V133H143ZM147 134V133H146ZM213 134V133H212ZM242 134V133H241ZM16 135V137H13V136H15ZM32 135V136H33ZM70 135V134H69ZM79 135L81 136V133H79ZM101 134L99 133V136H100ZM105 135V134H104ZM103 135V136H104ZM109 135V134H108ZM112 135V134H111ZM117 135V134H116ZM129 135V134H128ZM154 135V134H153ZM190 135H194V134H190ZM242 135H244V134H242ZM64 136H65V134H64ZM79 136V137H80ZM85 136H87V134L85 135ZM98 136V135H97ZM112 136H114V135H112ZM135 136V135H134ZM245 136V135H244ZM49 137V138H48ZM62 137V136H61ZM68 137V136H67ZM84 137V135L82 136V138ZM89 137V136H88ZM106 137V136H105ZM104 137V138H105ZM116 137H118V136H116ZM127 137V136H126ZM125 137V138H126ZM194 137V136H193ZM0 138H4V137H0ZM14 138H16V139H14ZM20 138V139H21ZM41 138H39V139H41ZM46 138H48V139H50V136L48 135ZM94 138V137H93ZM99 138V137H98ZM108 138H110V137H108ZM124 138V139H125ZM128 138V137H127ZM137 138H139V136L137 137ZM159 138V137H158ZM168 138V137H167ZM170 138V137H169ZM245 138H246V136H245ZM5 139V138H4ZM4 139L2 140V141H4ZM60 139V138H59ZM78 139V138H77ZM85 139H86V137H85ZM107 139V138H106ZM105 139V140H106ZM118 139V138H117ZM132 139H133V137H132ZM135 139V138H134ZM156 139H157V137H156ZM171 139V138H170ZM221 139H224V138H221ZM15 140V141H14ZM16 140H17V142H16ZM21 140V141H22ZM43 140H45V139H43ZM50 140H52V139H50ZM54 140V139H53ZM52 140V141H53ZM69 140V139H68ZM67 140V141H68ZM83 140V139H82ZM100 140V139H99ZM98 140V141H99ZM104 140V139H103ZM102 140V141H103ZM122 140V139H121ZM139 140H142L141 138L139 139ZM147 140H148V138H147ZM245 140H249L248 138H246ZM9 141H6V142H8L9 143ZM33 141L34 142H37L36 144V146H35V149L37 148V150H34L33 149V151H32V148H34L33 146L34 145H32L33 144ZM61 141V140H60ZM67 141L65 142V143H67ZM101 141V140H100ZM101 141V142H102ZM124 141V140H123ZM128 141V140H127ZM135 141V140H134ZM157 141V140H156ZM251 141V140H250ZM1 142V141H0ZM5 142V141H4ZM5 142V144H7ZM16 142V143H15ZM83 142V141H82ZM103 142H105V141H103ZM109 142V141H108ZM108 142H106V144L108 143ZM132 142V141H131ZM138 142V141H137ZM140 142V141H139ZM143 142V141H142ZM152 142V141H151ZM168 142H170V140L168 141ZM70 143V142H69ZM76 143V142H75ZM85 143V142H84ZM110 143H112V145H114L113 144V142H112V140H111V142ZM133 143V142H132ZM156 143V142H155ZM164 143V142H163ZM252 143V142H251ZM3 144V143H2ZM9 144H12V143H9ZM12 144V145H13ZM68 144V143H67ZM80 144V143H79ZM105 144V145H106ZM109 144V143H108ZM118 144V143H117ZM116 144V145H117ZM127 144V143H126ZM134 144V143H133ZM144 144V143H143ZM148 144V143H147ZM169 144V143H168ZM172 144V143H171ZM253 144V143H252ZM8 145V144H7ZM54 145H55V148H56V145L58 146V148L59 147H61L60 146V144L58 145L56 142H54ZM98 145V144H97ZM105 145H101L102 147H104ZM111 145V144H110ZM109 145V146H110ZM111 145V146H112ZM115 145V146H116ZM123 145V144H122ZM135 145V144H134ZM137 145V144H136ZM148 145H150V143L148 144ZM254 145V144H253ZM6 146V145H5ZM9 146V148H10V145H8ZM8 146H6V147H8ZM47 146V147H46ZM62 146H63V144H62ZM74 146H76V145H74ZM90 146H91V144H90ZM107 147H108V145H106ZM110 146V147H111ZM139 146V145H138ZM160 145H158V147H159ZM255 146V145H254ZM5 147V148H6ZM11 147H13V146H11ZM14 147H16V146H14ZM53 147V148H52ZM64 147V146H63ZM66 147V146H65ZM112 147H114V146H112ZM152 147H154V145L152 146ZM1 148V147H0ZM8 148V149H9ZM18 148V147H17ZM17 148L15 149V150H17ZM52 148V149H51ZM92 148V147H91ZM109 148V147H108ZM115 148V147H114ZM113 148V149H114ZM117 148H119V147H116L115 149H117ZM4 149V148H3ZM2 149V150H3ZM11 149V148H10ZM60 149V148H59ZM59 149L58 150H53L54 152H58L59 151ZM96 149V148H95ZM147 149V148H146ZM154 149V148H153ZM156 149V148H155ZM1 150V153L4 151V153H5V150H3L2 151ZM13 150V149H12ZM15 150H14V152H15ZM62 150V149H61ZM86 150H88L89 151V149H86ZM92 151L91 152H93V148L91 149ZM112 150V149H111ZM161 150V149H160ZM168 150H170L169 149V147H168ZM10 151V150H9ZM67 151V150H66ZM82 151V150H81ZM120 151V150H119ZM145 151V150H144ZM151 151V150H150ZM156 151H158V150H156ZM167 151V150H166ZM13 152V153H14ZM163 153H164V151H162ZM3 153V154H4ZM63 153V152H62ZM87 153V152H86ZM95 153H96V151H95ZM103 153V152H102ZM144 153V152H143ZM78 154V153H77ZM92 154V153H91ZM110 154V153H109ZM114 154V153H113ZM112 154V155H113ZM145 154V153H144ZM10 155H12L11 153H10ZM59 155V156H58ZM93 155V154H92ZM115 156H116V154H114ZM140 156H141V154H139ZM84 156V155H83ZM93 156H96V154L95 155H93ZM118 156V155H117ZM160 156H161V154H160ZM14 156H12V158H13ZM39 157H41L40 159H39ZM87 158H86V161H88V162H90V163H97L98 161H105V159L102 157V158H99V159H97V158H93L90 154H87V156H86ZM109 157V156H108ZM123 157V156H122ZM157 157V156H156ZM165 157V156H164ZM178 157V156H177ZM177 157H176V159H177ZM258 157H259V153H258ZM3 158V157H2ZM115 158H117V157H115ZM124 158V157H123ZM123 158H121V159H123ZM1 159V158H0ZM13 159V160H14ZM41 160V161H38V160ZM67 159V158H66ZM82 159V158H81ZM119 159V158H118ZM155 159V158H154ZM165 159V158H164ZM173 159V158H172ZM12 160V159H11ZM108 160H109V158H108ZM108 160H106V162L108 161ZM113 160V159H112ZM144 160V159H143ZM160 160V159H159ZM175 160V159H174ZM2 161H4L3 159H2ZM117 161V160H116ZM131 161V160H130ZM39 162V163H38ZM41 162V163H40ZM122 161L120 160V163H121ZM137 162H139V161H137ZM144 162H145V160H144ZM148 162V161H147ZM147 162H145V163H147ZM0 163H2V162H0ZM3 163H5V162H3ZM38 163V164H37ZM86 163V162H85ZM109 163H110V161H109ZM122 163H124V162H122ZM132 163H133V161H132ZM157 163V162H156ZM46 164V166L48 165V168L50 167L52 170H53V175L51 176V177H47V179L46 178H44V174L43 173H45L46 174V172H48V171H44V170H46V169H48V168H46L45 166H43V165H45ZM87 164H89V163H87ZM112 164H114V163H112ZM112 164H110V166L112 165ZM116 164V163H115ZM141 164V163H140ZM169 164V163H168ZM257 164H258V169H256V170H258L257 172H258V174H256L255 173V175H256V179L254 178V185L252 186L253 188H255L256 189V187L257 186H259L260 185V180L262 179V177L264 176L263 174H262V172H261V168H259V159H258V162H257ZM10 165V167L8 168L7 166H9ZM14 165H18L17 167L16 166H14ZM137 165V164H136ZM135 165V166H136ZM170 165V164H169ZM121 166V165H120ZM123 166V165H122ZM125 166H126V164H125ZM124 166V167H125ZM140 166V165H139ZM159 166V165H158ZM184 166V165H183ZM188 166V165H187ZM28 167H29V169H28ZM97 167V166H96ZM96 167H94V168H96ZM130 167V166H129ZM128 167V168H129ZM143 167V166H142ZM154 167V166H153ZM44 168H46V169H44ZM88 168H89V166H88ZM113 168V167H112ZM127 168V169H128ZM51 169H49V170H51ZM71 169H69V170H71ZM86 169H87V171H86ZM111 169V168H110ZM126 169V168H125ZM133 169V168H132ZM159 169V168H158ZM52 170L50 171V172H52ZM75 170H77V168L75 169ZM112 170V169H111ZM131 170V169H130ZM137 170V169H136ZM142 170V169H141ZM73 171V170H72ZM71 171V172H72ZM81 171V172H80ZM94 171H95V169H94ZM105 171V170H104ZM107 171V170H106ZM109 171V170H108ZM113 171V170H112ZM118 171V170H117ZM138 171V170H137ZM3 172V171H2ZM3 172V173H4ZM7 172H5V173H7ZM16 172V171H15ZM18 172V171H17ZM75 172V171H74ZM73 172V174H75ZM92 172V169H91V171H90V173ZM113 172H115V170L113 171ZM135 172V171H134ZM141 172V171H140ZM81 173V174H82ZM93 173H95V172H93ZM104 174L102 171L100 172V174ZM118 173V172H117ZM128 173V172H127ZM133 173V172H132ZM162 173V172H161ZM47 174H49V172L47 173ZM72 173H70L69 175H71ZM101 174V175H102ZM135 174V173H134ZM133 174V175H134ZM77 176H75V178L76 177H78L79 175L78 174H76ZM82 175V176H83ZM109 175H110V173H109ZM138 175V174H137ZM165 175V174H164ZM2 176V175H1ZM48 176V175H47ZM50 176V175H49ZM73 176V175H72ZM71 176V177H72ZM87 175H85V176H83V179H84V177H86ZM98 176H100V175H98ZM103 176V175H102ZM105 176H106V174H105ZM104 176V177H105ZM4 177H5V175H4ZM95 177L96 176H91V177H89V180H87V181H93V180H95ZM107 177V176H106ZM105 177V178H106ZM132 177V176H131ZM3 178V177H2ZM44 178V179H43ZM67 179H68V177H66ZM87 178V177H86ZM101 178H103V177H101ZM102 179V180H104L103 182L106 184V183H109V181L108 182H106V179L108 178H106V179ZM80 179V178H79ZM82 178H81V180H83ZM112 179V178H111ZM167 179V178H166ZM65 181V184H66V179H64ZM69 180V179H68ZM101 180V181H102ZM110 180V179H109ZM121 180V179H120ZM144 180V179H143ZM1 181V180H0ZM71 181V180H70ZM70 181H68L69 183H70ZM84 181V180H83ZM101 181H99L100 182V184H101ZM123 181V180H122ZM126 181V180H125ZM2 182V181H1ZM77 182V181H76ZM98 182V181H97ZM98 182V183H99ZM139 182V181H138ZM13 183H15V182H13ZM78 183V182H77ZM127 183V182H126ZM125 183V184H126ZM169 183V182H168ZM167 183V184H168ZM7 184V183H6ZM24 184V183H23ZM22 184V185H23ZM27 184H29V183H27ZM70 184H73L72 182L70 183ZM75 184V183H74ZM80 184H81V182H80ZM88 184V183H87ZM130 184H132V183H130ZM138 184V183H137ZM150 184V183H149ZM155 184V183H154ZM153 184V185H154ZM164 184H165V182H164ZM167 184H165V187H166V185ZM11 185V184H10ZM15 185V184H14ZM17 185V184H16ZM20 185V184H19ZM18 185V186H19ZM22 185H21V187H22ZM64 185V184H63ZM67 185V184H66ZM102 185H104V184H102ZM115 185V184H114ZM134 185H136V184H134ZM140 185H144V183H142V184H140L139 183V186H138V189L141 187ZM163 185V184H162ZM174 185V184H173ZM9 186V185H8ZM13 186V185H12ZM17 186V187H18ZM60 186V187H59ZM70 187H72L71 185H69ZM79 186V185H78ZM86 186H88V185H86ZM109 186H111L110 184H109ZM150 186V185H149ZM156 186V185H155ZM154 186V187H155ZM164 186V185H163ZM162 186V187H163ZM168 186H169V184H168ZM171 186V185H170ZM169 186V189L171 190V188H173V187H170ZM16 187V186H15ZM15 187H14V190H15ZM20 186H19V190H20V188H21ZM34 187V186H33ZM36 187H34L33 188V190L34 189H36ZM62 187H64V186H62ZM66 187H68V186H66ZM69 187V188H70ZM82 187V186H81ZM100 187V186H99ZM101 187H103V186H101ZM105 187V186H104ZM116 187V186H115ZM122 187V186H121ZM144 187V186H143ZM142 187V188H143ZM152 187V186H151ZM11 188V187H10ZM23 188H24V186H23ZM27 188V187H26ZM89 188V187H88ZM145 188V187H144ZM148 188V187H147ZM167 188V187H166ZM7 189V188H6ZM28 189H30V188H28ZM32 189V188H31ZM63 189H65V188H63ZM82 189V188H81ZM91 189V188H90ZM95 189V188H94ZM135 189H137V185H136V188ZM135 189H133V190H135ZM151 189V188H150ZM169 189H167V190H169ZM13 190V189H12ZM22 190V189H21ZM27 190V189H26ZM75 190V189H74ZM79 190V189H78ZM116 190V189H115ZM131 190V189H130ZM145 190V189H144ZM151 190H153V189H151ZM169 190V191H170ZM16 191H18V190H16ZM66 191V190H65ZM92 191V190H91ZM138 191H140V189L138 190ZM137 191V192H138ZM162 191H164V190H162ZM169 191H167V192H169ZM7 192V191H6ZM5 192V193H6ZM24 192V191H23ZM34 192H36L35 190H34ZM62 192H63V190H62ZM100 192V191H99ZM142 192H143V190H142ZM145 192H146V190H145ZM145 192H143V194H145V196H147V193H145ZM147 192H149V191H147ZM151 192V191H150ZM66 193V192H65ZM90 193V192H89ZM139 193V192H138ZM153 193H156V192H153ZM152 193V194H153ZM163 193V192H162ZM165 193V192H164ZM12 194H14V193H12ZM57 194V193H56ZM62 194H64V193H62ZM97 194H98V192H97ZM100 194V193H99ZM119 194V193H118ZM121 194V193H120ZM140 194V193H139ZM142 194V193H141ZM150 194V193H149ZM247 194H249V192L247 193ZM10 195H11V193H10ZM61 195V194H60ZM75 195V194H74ZM125 195V194H124ZM132 195V194H131ZM157 195V194H156ZM9 196V195H8ZM12 196V195H11ZM43 196H45V195H43ZM57 196V195H56ZM95 196V195H94ZM102 197L103 196H105V195H101ZM117 196V195H116ZM149 196H151V195H149ZM169 196H170V194H169ZM176 196V195H175ZM31 197V196H30ZM33 197V196H32ZM53 197V196H52ZM132 197V196H131ZM148 197V196H147ZM154 197V199H155V197L156 196H154V195H152V197H151V199ZM158 197V196H157ZM156 197V198H157ZM12 197H10V199H11ZM26 198H28V197H26ZM37 198H36V200H37ZM42 198V197H41ZM40 198V201L42 200ZM90 198V197H89ZM104 198V197H103ZM120 198H121V196H120ZM123 199L125 198V197H122ZM127 198V197H126ZM159 198V197H158ZM31 199H34V197L33 198H31ZM146 199V198H145ZM149 200H150V198H148ZM15 200V199H14ZM21 200V199H20ZM35 200V201H36ZM46 200V199H45ZM90 200H92V199H90ZM102 200V199H101ZM113 200V199H112ZM25 201H27L26 199H25ZM30 201V200H29ZM32 201V200H31ZM34 201V200H33ZM148 201V200H147ZM153 201V200H152ZM28 202V201H27ZM46 202V201H45ZM55 202H57V201H55ZM60 202V201H59ZM117 202H119V201H117ZM126 202H127V200H126ZM156 202V201H155ZM36 203V202H35ZM87 203V202H86ZM115 203V202H114ZM125 203V202H124ZM145 203V202H144ZM149 203V202H148ZM154 203V202H153ZM152 203V204H153ZM23 204V203H22ZM39 204V203H38ZM141 204H143V203H141ZM140 204V206H142ZM146 204V203H145ZM151 204V203H150ZM155 204V203H154ZM180 204V203H179ZM48 205V204H47ZM103 205H105V204H103ZM116 205V204H115ZM21 206V205H20ZM113 206V205H112ZM133 206V205H132ZM137 206V205H136ZM139 206V208H141ZM143 206L146 208V206H147V204H146V206L143 204ZM108 207V206H107ZM125 207H126V205H125ZM131 207V206H130ZM153 207V206H152ZM155 207V206H154ZM26 208V207H25ZM106 207L104 206V209H105ZM143 208V207H142ZM73 209V208H72ZM81 209V208H80ZM110 209V208H109ZM151 209V208H150ZM70 210V209H69ZM76 210V209H75ZM101 210V209H100ZM139 210V209H138ZM141 210V209H140ZM30 211V210H29ZM72 211V210H71ZM104 211V210H103ZM105 211H107V210H105ZM133 211V210H132ZM144 211V210H143ZM22 212V211H21ZM145 212V211H144ZM73 213V212H72ZM100 213H101V211H100ZM85 214H87V213H85ZM95 214V213H94ZM93 213H92V215H94ZM106 214H108L107 212H106ZM69 215V214H68ZM73 215H74V213H73ZM91 214L89 213V216H90ZM91 215V216H92ZM102 215V214H101ZM105 215V214H104ZM103 215V216H104ZM111 215V214H110ZM74 216H76V214L74 215ZM102 216V217H103ZM106 216V215H105ZM105 216H104V218H105ZM95 218H96V216H94ZM101 217V218H102ZM64 218V217H63ZM67 218V217H66ZM98 218V217H97ZM100 218V217H99ZM98 218V219H99ZM80 219V218H79ZM84 219H86V218H84ZM103 219V218H102ZM92 220H94V218L92 219ZM97 220V219H96ZM110 220V219H109ZM85 221V220H84ZM100 221V220H99ZM104 221V220H103ZM108 221V220H107ZM74 222V221H73ZM80 222V221H79ZM91 222V221H90ZM101 222V221H100ZM110 222V221H109ZM108 222V223H109ZM152 222V221H151ZM80 223H82V222H80ZM80 223H78V224H80ZM89 223V222H88ZM87 223V221L84 223V224H88ZM93 223V222H92ZM94 223H96V222H94ZM76 224V223H75ZM83 224V225H84ZM102 224V223H101ZM104 225H105V223H103ZM107 224V223H106ZM99 226H101L100 225V223L98 224ZM108 225V224H107ZM149 225V224H148ZM152 225V224H151ZM66 226V225H65ZM74 226V225H73ZM85 226V225H84ZM87 226H91V225H87ZM87 226H85V228L87 227ZM98 227V226H97ZM105 227V226H104ZM107 227V226H106ZM64 228V227H63ZM75 228V227H74ZM78 228H80V227H78ZM90 228H92V227H90ZM81 229V228H80ZM93 229H94V227H93ZM97 229V228H96ZM95 229V230H96ZM102 229H106V228H102L101 227V231H102ZM88 230V229H87ZM99 230V229H98ZM65 231V230H64ZM76 231H77V228H76ZM75 231V232H76ZM73 231H71V233H72ZM91 232V231H90ZM89 232V233H90ZM74 233V232H73ZM82 233V235H84L83 233L84 232H81ZM101 233V232H100ZM104 233V232H103ZM103 233H101V234H103ZM106 233V232H105ZM98 234V233H97ZM97 234H95V235H97ZM132 234V233H131ZM134 234V233H133ZM132 234V235H133ZM66 235V234H65ZM85 235H88V233L87 234H85ZM89 235H91V233L89 234ZM94 235L92 234V236H90V237H93ZM102 236H104V235H99L98 236V239L96 240V239H94L95 241H98L99 240V237L101 238ZM106 236H108V235H105L104 237H106ZM67 237V236H66ZM69 237V236H68ZM71 237V236H70ZM132 237V236H131ZM135 237H137V236H135ZM89 238V236H87V240H89L88 239ZM129 237H127V239H128ZM68 239V238H67ZM93 239V238H92ZM103 239V238H102ZM106 239V241H107V238H105ZM131 239V238H130ZM71 240V239H70ZM80 240H82V238L80 239ZM84 240V239H83ZM87 240H86V243H88L87 242ZM109 240V239H108ZM90 241H91V239H90ZM105 240H104V243L106 242ZM64 242V241H63ZM100 242H101V239H100ZM99 242V243H100ZM83 243V242H82ZM81 243V244H82ZM92 243H95V242H92ZM102 243V242H101ZM107 243H109L110 244V242L109 241H107ZM106 243V244H107ZM103 244V243H102ZM105 244V245H106ZM109 244H108V246H109ZM111 244H112V241H111ZM118 244V243H117ZM80 245V244H79ZM87 245H89V244H87ZM98 245V244H97ZM101 245V244H100ZM99 245V246H100ZM113 245V244H112ZM111 245V246H112ZM78 246V245H77ZM83 246V245H82ZM91 246V245H90ZM104 247V246H103ZM94 248H95V246H94ZM99 248V247H98ZM105 248V247H104ZM107 248V247H106ZM88 249V248H87ZM88 250H91V247H90V249H88ZM96 250H97V248H96ZM80 251V250H79ZM86 251V250H85ZM94 251V250H93ZM92 251V252H93ZM100 251V250H99ZM107 251V250H106ZM87 252H90V251H87ZM103 252H105L104 250H103ZM95 253V252H94ZM108 253L109 252H107V254L106 255H108ZM96 254V253H95ZM105 254V253H104ZM111 254V252L109 253V255ZM98 255V254H97ZM96 255V256H97ZM99 256V255H98ZM97 256V258H99ZM104 256V255H103ZM92 257V256H91ZM105 257V256H104ZM107 257V256H106ZM115 257V256H114ZM102 258V257H101ZM92 259V258H91ZM95 260V259H94ZM116 261V260H115ZM98 262V261H97ZM100 262V261H99ZM126 262V261H125ZM95 264V263H94Z\"/></svg>", "mask_w": 264, "mask_h": 264}, {"label": "built area", "instance_id": "built-area-1", "mask_svg": "<svg viewBox=\"0 0 264 264\" xmlns=\"http://www.w3.org/2000/svg\"><path fill=\"white\" fill-rule=\"evenodd\" d=\"M165 2L176 9L171 15L179 20L182 25L196 31V34L200 32V27L207 31L219 32L215 25L218 24L217 20L222 18L246 23L247 20L251 19L249 16L243 17L242 14L245 13V10L254 12L250 9L255 8L251 0H165ZM64 5H68V0H64ZM221 37V41L214 44V47L219 51L231 46L229 40ZM210 74L212 80L209 88L211 93L215 91L218 94L216 97L217 105L220 106L224 101L230 108L223 110L222 117H207L201 120L200 132L204 135L211 134L217 130L220 122L227 123L232 115L234 121L229 120L228 122L231 121L233 128L239 130L255 145L259 153V168L264 175V79L253 80V86L256 87L253 90L256 93L254 100V96L251 97L240 90L239 86L243 84H236L233 79L228 78L225 71L217 69L212 70ZM223 90L228 91L224 100L219 97ZM259 183L255 193L264 202V176Z\"/></svg>", "mask_w": 264, "mask_h": 264}, {"label": "snow or ice", "instance_id": "snow-or-ice-1", "mask_svg": "<svg viewBox=\"0 0 264 264\" xmlns=\"http://www.w3.org/2000/svg\"><path fill=\"white\" fill-rule=\"evenodd\" d=\"M44 0H24L25 4H43ZM43 10V9H42ZM49 18H51V16L49 15Z\"/></svg>", "mask_w": 264, "mask_h": 264}]
</instances>
